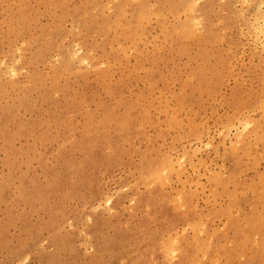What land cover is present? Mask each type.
<instances>
[{
    "label": "rangeland",
    "instance_id": "374dc122",
    "mask_svg": "<svg viewBox=\"0 0 264 264\" xmlns=\"http://www.w3.org/2000/svg\"><path fill=\"white\" fill-rule=\"evenodd\" d=\"M59 1L54 0V2ZM87 1L66 0V3L63 2L62 6L54 10L53 15H49L47 5L51 2L50 0H28V14L30 19L32 18L31 21L33 20L32 25L26 31L11 37L7 31L8 24L11 11L19 0H0V48L3 49V53H0V85L5 84L11 91L13 98L10 102L17 101L31 77H43L50 87L54 82L59 64L66 58L67 50L72 51L77 60L85 56V47L89 44L86 38L87 25L83 22H75V12L78 8L84 9ZM149 1L151 6L155 4V0ZM233 1L197 0L196 2L198 10L205 8L203 14L210 19L212 28L217 34L218 48L230 51L232 55L231 67L223 70L221 83L211 92L197 88L193 94L183 85L189 72L198 66L199 59L196 55L198 42L195 39L186 43L188 47L186 54L178 55L173 52L155 65L147 60L146 55L150 54L154 47H159L163 43L165 33L173 25L174 19L169 12H165V16L159 18L155 15L148 17L145 33L136 47L130 46L124 40H119L120 44H114V49L122 45L125 53H120L117 60L113 62L115 65L108 83L109 94H113L117 84L124 83L126 87L123 92L126 99L136 104L140 116L147 113L154 124L144 126L145 135L140 134L134 138V148L124 144L127 155L123 157V163L119 169L110 172L106 168L99 169L97 175L104 192L100 203L94 206L86 204L84 199L87 196L83 195L78 201L65 205V211L71 220L63 224L62 234L72 238L77 253L84 258V264H93L92 258L104 238L113 237L129 223L128 226L132 227V231H128L127 240L130 249L134 250V239L137 235L142 234L143 237L147 235L150 225L141 227L147 219V212L144 209H134L136 195H144L153 188L151 181L137 184L138 175L135 166L140 161L141 152L147 146L151 149L148 155L153 161H159L164 157L172 163L170 179L164 183L162 189L168 196L166 205L171 210L170 216L182 217L177 225L171 228L159 212L162 211V204L155 202L153 204L155 223L151 225L149 233L157 236L159 232H162L165 235L162 234L164 239L177 237L178 240L184 238V235L188 238L197 235L203 241L206 240L205 243L210 251L215 250L217 243L221 246L228 244L226 248L237 257L254 252L255 247L252 243H249L243 251L235 243L226 239L235 237V230L231 227L230 221L237 222L235 224H238L236 226L240 229V234L242 230L247 235L250 232L249 226L252 225H245L243 220L251 214L252 210L256 208L264 217V205L262 206L261 191H259L261 185H264V40L256 44L246 27L233 19L236 13H244L247 19L253 14L246 5L233 3ZM44 2L47 3L45 8ZM231 4H234L232 10ZM108 14L112 13L108 12ZM127 17L129 18L128 15ZM56 18H62L60 24L55 21ZM59 27L65 32V37L62 39H58L56 29ZM202 30L203 28L200 27L199 32ZM54 39L57 41V48L52 52H46L44 60L37 61L41 44ZM138 48L145 56L142 59L141 68L133 71L139 60ZM160 55L164 57L167 53L160 51ZM103 60L101 58L86 61L84 65L76 62V69L92 78L94 72L103 71L111 63V61ZM149 72L153 76L152 83L147 78ZM60 74L63 80L76 82L73 81L74 74L66 72ZM172 76H178L181 79L166 83L165 80L169 81ZM82 86L83 83L80 82L71 86V98L80 105L83 113L94 115L93 123H98L100 113L97 111L96 102L84 106L79 104ZM181 94L188 99L181 102L178 98ZM31 97L35 111L49 108L60 118L63 125L76 120L77 127L82 129L86 120L84 114L77 116L72 112L67 115L61 114L59 108L44 102L38 90L32 92ZM52 97L62 105L65 102L60 93ZM103 100L110 106H116L119 113H123V107L119 105L117 98L103 96ZM175 107H180L176 117L179 126L170 124ZM20 119L25 123L32 122L35 119V113L33 110L21 109ZM50 126L53 130L55 129L52 121ZM61 130L62 128H59L57 131L61 132ZM10 131L15 134L13 144L18 147L21 140L16 135L17 124H11ZM40 133L50 140L51 137L46 134L45 126L41 127ZM109 135L112 139L115 138L112 131ZM63 149L69 151L70 147L66 144ZM58 152L57 147L51 149L47 164L54 166L56 170H61ZM73 155L78 158L77 154ZM4 161L5 147L0 137V177L5 172ZM27 182L30 185L34 182L41 186L45 185L46 177L37 162L31 165ZM92 207L96 208L93 210ZM20 210L21 212L30 211L28 206H22ZM74 210L83 211V216L86 217L83 219L82 216H75ZM5 213V206L1 203L0 222L8 221ZM58 218L61 221L60 216ZM45 219L46 216L42 212L30 214V222L36 229ZM104 221L108 222L109 226L103 229L102 234L91 236V231L100 227ZM189 222L198 224L202 229L200 233H196ZM261 230L264 232V224ZM40 233L41 239L37 241L36 237ZM15 234V230L11 228L10 235ZM49 234V231H40L37 236L31 238L26 232H19L20 239L26 244L24 251L19 255L17 243L13 245L12 250H0V264H45L42 255L52 256L56 252ZM174 252L172 264H177L181 256L179 247H176ZM202 253V251L196 253V260L198 259L196 264H212L210 258ZM144 257L149 258V254H145ZM132 259V262L137 264L138 260L134 253ZM217 259L220 264L229 262L225 255ZM242 264H248L247 260H243Z\"/></svg>",
    "mask_w": 264,
    "mask_h": 264
},
{
    "label": "bare ground",
    "instance_id": "6f19581e",
    "mask_svg": "<svg viewBox=\"0 0 264 264\" xmlns=\"http://www.w3.org/2000/svg\"><path fill=\"white\" fill-rule=\"evenodd\" d=\"M50 1L47 5L49 15H53L54 10L62 6L63 2L66 3V0ZM196 2L197 0H155V4L151 6L149 0H88L84 9L78 8L75 12V22H83L87 25L86 38H88L89 44H86L85 56L77 60L75 54L67 50L66 58L58 66L53 84L49 87L43 77H31L28 80V85L22 89L17 101L10 102L13 98L11 91L5 84L0 85V137L5 147V172L0 177V204L5 206V214L8 216V221L0 222V250H12L13 245L17 243V251L21 255L20 253L24 251L26 244L20 239L19 232H26L32 238L37 236L40 231H49V238L51 244L56 248V252L52 256L42 255L45 264H84V258L77 253L72 238L62 234L63 224L71 220L65 211V205L69 202L78 201L83 195L87 196L84 199L86 204L94 206L100 203L104 192L97 175L99 169L106 168L108 172L119 169L123 163V157L127 155L123 147L124 144H129L134 148V138L140 134L145 135L143 129L145 125L154 124L147 113L140 116L136 104L132 100L126 99L123 92L126 87L124 83L117 84L113 94H109L108 83L115 65L113 62L117 60L120 53H125L122 45H118L117 49H114L113 46L115 43L120 44L119 40H124L130 46L136 47L137 42L145 33V23L149 21L150 15L159 18L165 16V12H169L174 19L173 25L167 33L164 32L163 43L159 47H154L152 52L146 55L147 60L155 65L165 57H169V54L173 52L178 55L186 54L188 51L186 43L195 39L198 42L196 53L199 59L198 66L189 72V76L185 78L183 85L189 88L193 94L197 88L211 92L215 86L221 83L223 70H228L231 67L232 55L230 51L218 48L217 34L212 28L210 19L203 14L205 8H202L201 11L198 10ZM233 3H241L252 10L253 14L249 19L243 15L244 13L234 14L233 19L246 27L256 44L262 42L264 40V0H234ZM46 4L43 5L44 8ZM233 6L234 4H231V10ZM108 12L112 14L109 15ZM31 19L28 14V0H19V3L11 11V25L9 23L7 29L10 36L14 37L26 31L32 25L33 20L31 21ZM61 20L62 18H56L55 21L60 24ZM200 27L203 28L202 32H199ZM56 30L58 39L65 37V32L61 27ZM55 48H57L56 39L43 42L38 50L37 61L44 60L45 53L52 52ZM160 51L166 52L167 56L162 57ZM0 53H3L2 48H0ZM137 54L139 60L136 62L133 71L141 68V62L145 56L139 48ZM101 58L111 61V63L106 69H102L103 71L94 72L92 78L76 69V62L84 65L86 61H95ZM94 64L96 65V63ZM61 72L74 74L73 81L76 82L63 80ZM147 78L151 83L153 82L151 72L147 74ZM180 79L178 76H172L169 81L165 80V82L179 81ZM77 82L83 83L79 104L84 106L96 102L97 111L100 113L98 123H93L92 117L94 115L83 113L80 105L71 98V86ZM35 90L40 92L45 103L59 108L63 115L70 112L76 116L84 114L86 120L82 129L77 127L76 120H71L67 125H63L60 118L49 108L35 111L31 97ZM56 93L63 96L65 101L63 105L52 97ZM103 96L117 98L119 105L123 107V113H119L116 106L107 104L103 100ZM178 98L181 102L188 99L184 94L179 95ZM175 108L173 116L171 115L170 124L179 126L176 117L180 112V107ZM21 109L33 110L35 119L25 123L20 119ZM50 121L53 122L54 130L50 126ZM11 124H17L16 135L21 140L18 147L13 144L15 134L10 131ZM231 124L232 122L229 125L231 126ZM42 126L46 127V134L50 135V140L40 133ZM59 128H62L61 132L57 131ZM110 131L114 133V139L110 137ZM66 144L70 147L69 151L63 149ZM53 147L59 149L58 162L61 164V170H56L54 166L47 164ZM150 151V147L147 146L140 154L139 163H135L138 175L137 184L153 182V188L148 193L136 195L134 206L135 210L144 209L147 212V219L141 225V227L150 225L147 235L143 237L142 234H135L137 236L134 239V250L130 249L127 240L128 231H132V227L128 226L130 223L126 227L123 226L124 228L113 237L104 238L103 243L98 246L96 254L92 258L93 264H134L132 262L133 253L138 260L137 264H172L173 252L176 247H179L181 252L177 264H196L198 251L206 254L213 262L212 264H220L217 257L223 255L228 257V264H242L243 260H247L248 264H264V232L261 230L264 217L256 208L247 218L243 217L245 218L243 220L245 225H252L249 226L250 232L245 235L241 230L240 234V229L236 226L238 224H235L237 222L230 221L231 227L235 230V237H227L226 239V241L235 243L241 250L252 243L255 250L249 255L246 254L247 256L237 257L232 254L227 249L229 246L227 243V248L217 243L215 250L210 251L207 243H205L206 240L203 241L197 235H193V238L184 235V238L178 240L177 237L164 239L162 232H159L157 236L149 233L151 225L155 223L153 219L155 216L153 204L155 202L162 204V211L159 212L168 221L171 228H174L182 218L170 216L171 210L166 205L168 196L162 189L164 183L170 179L172 163L164 157L160 158L159 161H153L148 155ZM73 154H77L78 158ZM33 162L39 164L46 177L44 186L35 182L30 185L27 182ZM262 190H264V185H261L259 190L261 191L260 200L263 206L264 191ZM22 206H28L30 211L21 212ZM94 208L96 207H92L93 210ZM34 212H42L46 216V219L39 223L38 229L30 222V214ZM82 212L74 210L73 214L82 216L84 219L86 216H83ZM58 216H60L61 221H59ZM189 225L196 233H200L202 230L195 222H189ZM106 226L109 224L104 221L100 227L91 231V236L102 234ZM11 228L15 230L14 236L10 235ZM41 236L40 233L36 240L39 241ZM87 238L89 239V237ZM246 251L248 252V249ZM145 254H149V258L144 257Z\"/></svg>",
    "mask_w": 264,
    "mask_h": 264
}]
</instances>
